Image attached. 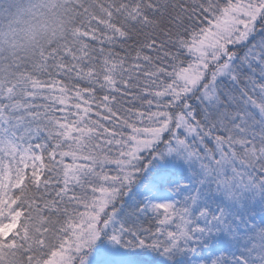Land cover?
I'll use <instances>...</instances> for the list:
<instances>
[{
	"label": "snow or ice",
	"instance_id": "1",
	"mask_svg": "<svg viewBox=\"0 0 264 264\" xmlns=\"http://www.w3.org/2000/svg\"><path fill=\"white\" fill-rule=\"evenodd\" d=\"M39 7L0 44V264H264V0Z\"/></svg>",
	"mask_w": 264,
	"mask_h": 264
},
{
	"label": "clouds",
	"instance_id": "2",
	"mask_svg": "<svg viewBox=\"0 0 264 264\" xmlns=\"http://www.w3.org/2000/svg\"><path fill=\"white\" fill-rule=\"evenodd\" d=\"M14 5L8 13L0 15V44L12 41L28 43L33 35L42 40L40 25L55 24V19L39 7L44 0H3ZM43 13V14H42Z\"/></svg>",
	"mask_w": 264,
	"mask_h": 264
}]
</instances>
